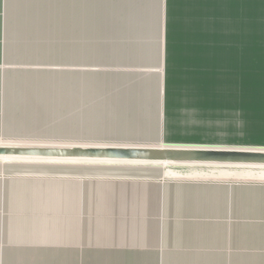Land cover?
<instances>
[{
  "label": "crops",
  "instance_id": "0c3cea01",
  "mask_svg": "<svg viewBox=\"0 0 264 264\" xmlns=\"http://www.w3.org/2000/svg\"><path fill=\"white\" fill-rule=\"evenodd\" d=\"M253 8L0 0V138L236 144L264 102ZM0 264H264V183L0 176Z\"/></svg>",
  "mask_w": 264,
  "mask_h": 264
},
{
  "label": "rangeland",
  "instance_id": "374dc122",
  "mask_svg": "<svg viewBox=\"0 0 264 264\" xmlns=\"http://www.w3.org/2000/svg\"><path fill=\"white\" fill-rule=\"evenodd\" d=\"M244 16L249 15L250 3H245ZM253 10L261 14L264 0H253ZM246 20V19H245ZM261 21V20H260ZM259 21V23H261ZM245 92V90H243ZM253 110L250 105L243 103L242 124L235 133L242 137L236 144L227 147L206 145H184L183 147L230 148V149H262L264 150V102L259 99L254 102ZM248 110H247V109ZM230 130H228L229 133ZM228 136H230L228 134ZM0 141H21L42 145H121L94 141V138H0ZM156 146V145H155ZM157 146L165 147L160 144ZM168 147L178 145H167ZM9 175H46V176H76L94 178L102 175L132 177V178H159L165 181L179 182H216V183H264L263 166H232V165H138L126 162H11L0 164V176Z\"/></svg>",
  "mask_w": 264,
  "mask_h": 264
},
{
  "label": "water",
  "instance_id": "95a60500",
  "mask_svg": "<svg viewBox=\"0 0 264 264\" xmlns=\"http://www.w3.org/2000/svg\"><path fill=\"white\" fill-rule=\"evenodd\" d=\"M0 157L232 166H264L262 149L148 145L0 146Z\"/></svg>",
  "mask_w": 264,
  "mask_h": 264
},
{
  "label": "bare ground",
  "instance_id": "6f19581e",
  "mask_svg": "<svg viewBox=\"0 0 264 264\" xmlns=\"http://www.w3.org/2000/svg\"><path fill=\"white\" fill-rule=\"evenodd\" d=\"M37 144V143H36ZM27 146V145H33V143L30 142H21V141H12V142H5V141H0V146ZM55 162V163H70V162H100L101 161H90V160H54V159H37V158H22V157H0V164H5V163H11V162ZM103 162H107V161H103ZM109 162V161H108ZM128 163V162H126ZM129 164H138L140 165H149V164H153V165H174V164H170V163H129ZM175 165H185V164H175ZM186 165H192V164H186ZM197 165V164H196ZM201 165V164H198ZM255 167V166H254ZM264 167V166H263Z\"/></svg>",
  "mask_w": 264,
  "mask_h": 264
}]
</instances>
